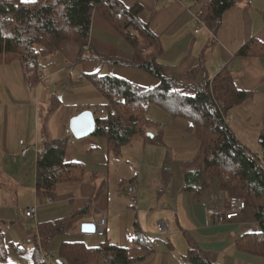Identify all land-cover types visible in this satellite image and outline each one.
<instances>
[{
  "label": "crops",
  "instance_id": "1",
  "mask_svg": "<svg viewBox=\"0 0 264 264\" xmlns=\"http://www.w3.org/2000/svg\"><path fill=\"white\" fill-rule=\"evenodd\" d=\"M209 1L121 0L129 7L135 4L143 6L140 19L160 38L163 53L158 61L165 67L167 75L193 85L213 80L223 70H229L237 88L250 93L247 101L231 109L227 120L239 141L251 153V149H261V154L254 155L262 159L264 0H239L224 13L216 32L202 19L203 9ZM253 39L258 42L254 45L257 54L240 57L239 51ZM139 46L141 50H147L149 44L142 39ZM88 47V52H85L76 42H65L60 52L41 60L43 74L40 83L34 86L25 81L19 61L0 64V228L4 234L7 257L9 256L5 264H35L36 249L43 247V241L39 237L40 226L61 220L66 224L64 232L53 239L55 243L51 245V249L55 252L67 242H82L93 248L110 241L130 249L133 257H145L144 260L135 261L133 264H184L183 256L187 253L191 240L217 264H264V256L242 251L237 246L241 237L261 234L263 230L250 206L241 219L227 224L209 225V211L227 207L232 197L219 187L212 186L197 198L195 192L185 190L184 174L183 180L181 178L177 181L181 184H166L172 175H165L163 179L160 177L155 180L157 182H151L149 178L153 177L157 163L145 155L140 159L139 172L126 181L130 182L137 177L141 179L137 209H134L135 206L120 179L118 183L123 190L113 189L111 186V151L105 139L106 164L102 162L103 154L93 158V154L104 147L98 137L90 136L77 140L81 142L73 143L68 148L66 161L84 165L85 176L79 181L60 184L54 198L37 196V157L21 169L11 167L8 157L15 146L23 150L20 141L32 147L27 155L23 156L21 153L22 157H27L42 148L45 142L65 138L71 119L87 111L81 106H87L91 99L83 98L81 103H78V109L71 110L65 106L51 111L56 100L52 99L53 96L59 97L58 92L51 93L53 79L62 75L64 66L79 63L83 53L88 54L87 59L116 64L112 72H109L111 68L106 72H103L102 68L99 72L96 66L93 67V63H86L80 69L79 79L85 88L91 92L93 89V99L96 97L95 86L87 79L89 75L114 76L130 82L129 84L138 83L142 69L126 64L135 57L137 49L97 11L92 15ZM62 64L63 66L57 67ZM127 71L128 74L124 75ZM82 74L88 81L83 80ZM156 83L158 84V81H155V86ZM55 114L59 118V125L64 129L59 132H54L52 124L48 125ZM97 117L99 116L95 115L96 119ZM178 120L168 118L169 127L174 134L178 132L184 136L186 132H181L183 128L190 132L194 129L192 124L191 127L187 124H172ZM42 129L45 134L41 133ZM195 133L197 135L196 130ZM198 140V148L195 142L194 147L197 149L184 159L181 163L182 169L198 155L201 148L199 137ZM35 146H38V149ZM183 150L188 152L192 149L186 145ZM147 155L153 154L150 151ZM32 193L35 196L34 201L32 196L26 195ZM25 196L27 201L23 203L21 199ZM35 205L37 214L34 218L26 219L21 215L20 209L26 210ZM103 214L107 223L104 235H101L98 232V224ZM83 222L97 224L96 232L83 233ZM7 225L11 228L8 229ZM136 225L149 241L150 251L139 249L135 244ZM50 244L44 247V255L48 258ZM42 257L43 253L41 260ZM6 259L0 260V263L4 264ZM50 263L55 264L52 258Z\"/></svg>",
  "mask_w": 264,
  "mask_h": 264
},
{
  "label": "trees",
  "instance_id": "2",
  "mask_svg": "<svg viewBox=\"0 0 264 264\" xmlns=\"http://www.w3.org/2000/svg\"><path fill=\"white\" fill-rule=\"evenodd\" d=\"M238 1L210 0L203 9V21L216 32L224 13ZM95 11L137 49L135 57L126 64L151 74L158 84L152 89H142L114 76H87L106 99L118 100L114 103L115 114H101L100 110L102 117H97L92 136L105 139L109 150L119 156L136 138L164 144L147 133L151 125L148 109L152 104L161 106L172 118L188 120L197 132L201 148L195 159L185 164V190L195 192L200 198L203 192L216 186L231 197L244 199L254 210L255 219L263 230L261 234L241 237L237 246L242 251L264 256V136L263 158L260 159L239 141L227 120L231 109L247 101L250 93L237 88L229 70H223L213 80L193 85L167 75L165 67L158 61L163 53L160 38L140 19L141 4L129 7L121 0H35L34 3L0 0V64L19 61L25 81L31 86L40 83L41 60L60 52L64 42L74 41L82 51L89 46ZM142 39L149 44L147 50H141L139 46ZM257 44L256 40H251L238 55H256L254 45ZM84 56L82 54L81 58ZM54 104L52 112L61 103L55 100ZM44 132L42 129L41 133ZM69 145L67 138L47 141L38 153V197L54 198L60 184L84 178V165L65 159ZM65 224L61 220L40 226L43 247L36 249L35 264H43L44 247L64 232ZM135 244L139 249L151 250L138 225ZM6 258L7 249L0 228V260ZM144 259V256L133 257L130 249L110 241L93 248L82 242H67L62 245L59 264H133ZM183 259L184 264H217L191 240Z\"/></svg>",
  "mask_w": 264,
  "mask_h": 264
},
{
  "label": "rangeland",
  "instance_id": "3",
  "mask_svg": "<svg viewBox=\"0 0 264 264\" xmlns=\"http://www.w3.org/2000/svg\"><path fill=\"white\" fill-rule=\"evenodd\" d=\"M69 42V41H66ZM74 42V41H71ZM65 43V42H64ZM63 43V44H64ZM78 44V43H77ZM79 45V44H78ZM87 54V53H86ZM85 54V55H86ZM89 56H84L81 58L80 62L77 63L76 65H69V66H64V70L62 71V75L58 76L56 79H53L54 83L51 84V93L53 92H58L57 95L59 97L53 96V100H58L61 104L58 109H62L65 106L69 107L71 110H75L80 108L78 106V103H81L83 99H91V102L87 104V106H81V108L87 109V111L90 112H96L95 115L102 117L100 114V110L102 108H106L108 104V100L100 93L97 91L95 88L94 92L96 94V97L93 99V89L92 92L88 90L87 88L82 85L80 81V69L84 66L86 63H93V67L96 66V69L101 72L102 68H104L103 72L108 71V69L111 68L109 72H112V68L116 65L114 63H109V62H103L101 60H93V59H87ZM93 60V61H92ZM63 66L62 65H57V67ZM123 66V65H121ZM80 67V68H79ZM139 70V69H136ZM141 77L138 79V83L134 82L132 85L133 86H138L141 85L143 87H140L142 89H148V88H154L155 87V77H153L151 74L147 73L144 70H141ZM144 72V73H143ZM100 74V73H97ZM128 74V71L124 73ZM83 76V74H82ZM135 79H137V76H135ZM83 80H86V77L83 76ZM134 81V80H131ZM130 83V82H129ZM157 84V83H156ZM36 89V87H34ZM54 94V93H53ZM59 111V110H58ZM57 111V112H58ZM56 112V113H57ZM148 116L149 119L151 120V125L147 130V133L151 136H156V138L161 139L164 143V145H158L149 141H145L142 138H136L132 143H130L128 146L123 148V151L121 155L117 156L113 152L110 153V163L109 166L111 168V186L112 188H121L123 190V187L119 185L118 181L119 179H122L124 181H127L130 179V177L133 175H136V173L139 172L140 168V159L144 155L147 157H150L153 159L157 164L154 166L153 170V177H150L151 182H157L155 181L156 179L162 177L164 178L165 175H172L171 179L166 182V184L169 183H174L179 181L181 178L183 180V174L185 173V170L182 169V162H184V159H187L189 157L190 153H192L195 149L198 148V137L195 133V130L193 129L191 132L187 129L185 130L184 128L181 130L182 133H185L184 136H182L181 133L174 132L172 129L169 127L168 124V118H171L173 120H178L174 121L172 124L177 125V124H187L188 127H191V123L187 121L186 119L183 118H172L161 106L157 104H152L150 108L148 109ZM54 128V132L64 130L61 128L59 125V118L56 117V114L52 117L48 125H51ZM104 144V147L102 150H98L93 154V158H97V155L103 154V159L105 164H106V158H107V147L105 140L102 138H99ZM35 142V141H34ZM81 141H77L76 139L74 140V143L78 144ZM195 142L197 144V148L195 146ZM73 143L70 141L69 148L72 146ZM188 146L192 150L188 152H184L183 148L184 146ZM27 146V145H26ZM31 146H34V144H31ZM30 147V146H27ZM36 147V146H35ZM32 149V147H30ZM38 149V146L36 147ZM146 148V149H145ZM33 149H35L33 147ZM42 148H39L38 151H33V153H30L27 157H22V149L21 147L18 146V148H14V151L12 154L8 157V161H10L11 167L16 168V169H21L24 166L28 165L31 163L32 159L36 158L38 156V153L41 151ZM147 150V151H145ZM152 152V156L147 155L148 152ZM251 151L256 154L260 153L261 154V149H251ZM255 154V155H256ZM258 156V155H257ZM144 166H145V161ZM144 168V167H143ZM165 171V172H164ZM141 182V179L139 177V181ZM183 182H185L183 180ZM177 184H181V182H177ZM141 189V188H140ZM139 189V191H140ZM28 196L33 197V201L35 199L34 193L32 194H26ZM27 197H23L21 199V202H26ZM26 206V204H23ZM36 206V205H35ZM137 209V204L135 205V208ZM101 235H104L103 232H100ZM105 237V236H104ZM103 237V238H104ZM93 238V235H92ZM106 239V237H105ZM55 240V239H54ZM52 241L49 248L48 252L50 253L48 256L49 258L51 257L53 262L55 264H59L60 260V248L58 249L57 252L51 249V245L55 243V241ZM104 240V239H103ZM85 244V243H84ZM99 244V243H98ZM86 245V244H85ZM88 247V245H86ZM100 246L97 245L96 247ZM15 252V251H14ZM133 253V252H132ZM22 255V253H20ZM19 254V255H20ZM48 254V253H47ZM17 255V256H19ZM9 258V256L7 257ZM29 258V257H28ZM31 258V257H30ZM50 258V259H51ZM7 262H4V264ZM2 264V263H0Z\"/></svg>",
  "mask_w": 264,
  "mask_h": 264
},
{
  "label": "built area",
  "instance_id": "4",
  "mask_svg": "<svg viewBox=\"0 0 264 264\" xmlns=\"http://www.w3.org/2000/svg\"><path fill=\"white\" fill-rule=\"evenodd\" d=\"M89 47L86 46L84 48L85 52H88ZM86 53H83L85 55ZM108 100V99H107ZM117 98L111 100H108V104L106 108H102L101 114H107V113H116V109L114 106V103L117 102ZM65 138L69 139L71 143H74V136L70 129H67L65 132ZM20 144L23 146L22 155L25 156L28 154V152L31 150L30 147H27L25 145L24 141H20ZM139 177L133 179L130 182H126L122 179H120V183L124 185L125 191L127 192L129 199L131 203L135 206L139 199ZM248 209L247 202L242 198L232 197L229 200V204L225 208H213L209 211L207 214L208 224H227L234 222L238 219H241L243 215L246 213ZM21 215L24 216L26 219H32L37 214V206L30 207L26 210L20 209ZM107 220L105 215L103 214L99 218V226H98V232H103L104 227L106 226ZM7 228L10 229L11 226L7 225ZM43 253L42 257V263L43 264H51L50 258L46 257Z\"/></svg>",
  "mask_w": 264,
  "mask_h": 264
},
{
  "label": "water",
  "instance_id": "5",
  "mask_svg": "<svg viewBox=\"0 0 264 264\" xmlns=\"http://www.w3.org/2000/svg\"><path fill=\"white\" fill-rule=\"evenodd\" d=\"M95 114L90 111H84L81 114L73 117L70 122V130L76 140H82L92 136L96 131ZM97 224L94 222H83L81 231L83 233H95Z\"/></svg>",
  "mask_w": 264,
  "mask_h": 264
},
{
  "label": "snow or ice",
  "instance_id": "6",
  "mask_svg": "<svg viewBox=\"0 0 264 264\" xmlns=\"http://www.w3.org/2000/svg\"><path fill=\"white\" fill-rule=\"evenodd\" d=\"M22 2H24V3H34L35 0H22Z\"/></svg>",
  "mask_w": 264,
  "mask_h": 264
}]
</instances>
